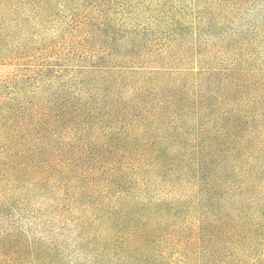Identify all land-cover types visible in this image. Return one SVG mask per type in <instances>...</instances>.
I'll return each mask as SVG.
<instances>
[{"label": "trees", "instance_id": "1", "mask_svg": "<svg viewBox=\"0 0 264 264\" xmlns=\"http://www.w3.org/2000/svg\"><path fill=\"white\" fill-rule=\"evenodd\" d=\"M0 264H264V0H0Z\"/></svg>", "mask_w": 264, "mask_h": 264}, {"label": "rangeland", "instance_id": "2", "mask_svg": "<svg viewBox=\"0 0 264 264\" xmlns=\"http://www.w3.org/2000/svg\"><path fill=\"white\" fill-rule=\"evenodd\" d=\"M246 23V22H245ZM244 24V23H243Z\"/></svg>", "mask_w": 264, "mask_h": 264}]
</instances>
